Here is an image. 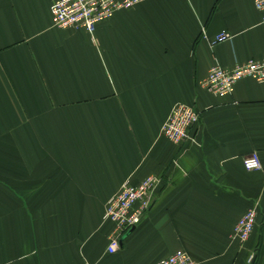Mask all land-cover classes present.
<instances>
[{
  "label": "crops",
  "instance_id": "1",
  "mask_svg": "<svg viewBox=\"0 0 264 264\" xmlns=\"http://www.w3.org/2000/svg\"><path fill=\"white\" fill-rule=\"evenodd\" d=\"M52 2L0 0V264H155L177 248L196 264H264V84L218 96L199 82L264 56L253 0H140L92 33L55 25ZM177 102L199 112L194 142L160 133ZM148 173L154 203L107 252L108 197Z\"/></svg>",
  "mask_w": 264,
  "mask_h": 264
},
{
  "label": "built area",
  "instance_id": "2",
  "mask_svg": "<svg viewBox=\"0 0 264 264\" xmlns=\"http://www.w3.org/2000/svg\"><path fill=\"white\" fill-rule=\"evenodd\" d=\"M140 0H53L51 13L53 23L57 26L83 28L94 31L101 20H107L115 11L132 8ZM253 6L261 12L264 21V0H253ZM230 36L223 31L214 37V42ZM254 78L264 84V56L251 57L243 62L239 61L232 67L212 65L206 76L199 82L203 88L214 95L226 96L232 94L236 82L241 78ZM163 124L160 133L172 143L182 145L186 141H196L195 132L199 122V112L188 103L177 102ZM259 156L253 151L243 156L242 162L246 169L261 168ZM161 184V177L147 174L139 181L123 182L120 188L109 196L102 214L103 220H110L113 229L108 234L107 252H115L121 247L122 237L128 230L139 223L144 213L155 201V192ZM256 210L248 208L237 220L231 230V235L240 241H245L255 224ZM155 264H196L193 257L185 249L177 248L173 253L157 260Z\"/></svg>",
  "mask_w": 264,
  "mask_h": 264
},
{
  "label": "rangeland",
  "instance_id": "3",
  "mask_svg": "<svg viewBox=\"0 0 264 264\" xmlns=\"http://www.w3.org/2000/svg\"><path fill=\"white\" fill-rule=\"evenodd\" d=\"M122 10H123V9H122ZM74 27H76V26H74ZM87 32H90V31L87 30ZM91 33H92V32H91ZM156 175H157V174H156ZM251 208H254V207H251ZM255 210H256V209H255Z\"/></svg>",
  "mask_w": 264,
  "mask_h": 264
}]
</instances>
